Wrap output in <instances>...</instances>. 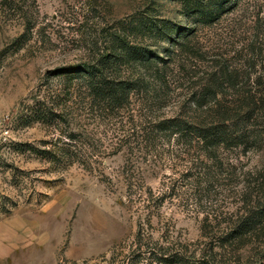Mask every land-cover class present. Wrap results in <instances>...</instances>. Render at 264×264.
<instances>
[{"label": "rangeland", "instance_id": "374dc122", "mask_svg": "<svg viewBox=\"0 0 264 264\" xmlns=\"http://www.w3.org/2000/svg\"><path fill=\"white\" fill-rule=\"evenodd\" d=\"M232 1L200 24L179 0H0V264H118L137 230L202 246L263 197V112L244 144L206 149L153 129L160 118L209 120L214 101L194 100L211 76L224 103L237 89L264 91V0ZM161 20L186 29L181 44L144 27ZM113 33L162 60L108 68L142 86L106 113L69 70ZM36 101L52 120L29 119ZM62 141L70 157L38 152L57 157Z\"/></svg>", "mask_w": 264, "mask_h": 264}, {"label": "trees", "instance_id": "16d2710c", "mask_svg": "<svg viewBox=\"0 0 264 264\" xmlns=\"http://www.w3.org/2000/svg\"><path fill=\"white\" fill-rule=\"evenodd\" d=\"M179 2L180 11L185 18H194L195 23L208 24L229 10L234 1L179 0ZM161 21L146 23L144 27L161 38L166 36L170 43L181 44L180 39L188 34L186 29L174 30L169 21ZM171 34L175 37L171 38ZM133 60L151 64L162 59L146 46L130 43L124 36L113 33L107 50L105 47L90 62L77 63L69 71L83 77L88 103L98 105L103 112L110 113L111 110L118 109L128 102L130 91L139 89L142 81L138 82L136 78H111L107 76L106 70ZM220 75L230 86L236 84L231 70L224 69ZM217 80V77L211 76L194 100L197 106L214 101L215 105L208 106L212 112L209 120L193 122L179 117L160 118L153 123V129L171 136L192 137L206 149L223 144H244L254 140L250 138L249 127L256 113H264V91L249 89L241 91L236 88V96L225 99L224 103L217 98L219 93H223L222 83ZM28 114L30 120L53 119L51 111L44 109L37 101L29 105ZM68 135L70 138L73 137L72 134ZM63 144L68 145L62 141L61 146H55L59 150L58 154L55 151L57 157L49 147L38 152L50 160L60 156L70 157L73 150ZM205 235L212 239L204 241L202 246H190L188 242L180 239H152L149 235L146 241L143 234L137 230L132 239V246L122 255L118 264H264V195L254 205L238 213L225 231L219 230L215 236L212 233ZM249 243H254L251 250L248 247Z\"/></svg>", "mask_w": 264, "mask_h": 264}]
</instances>
